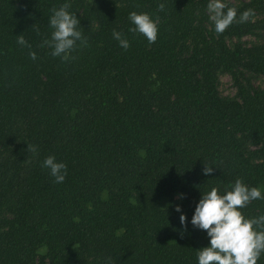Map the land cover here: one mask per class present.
<instances>
[{
    "label": "trees",
    "instance_id": "1",
    "mask_svg": "<svg viewBox=\"0 0 264 264\" xmlns=\"http://www.w3.org/2000/svg\"><path fill=\"white\" fill-rule=\"evenodd\" d=\"M65 2L87 40L67 61L41 47ZM226 2L255 15L218 34L207 0H0V264H197L209 238L175 204L190 220L212 187L264 191V41H243L264 35V0ZM132 11L159 17L154 43L129 31ZM241 211L264 214V199Z\"/></svg>",
    "mask_w": 264,
    "mask_h": 264
},
{
    "label": "clouds",
    "instance_id": "2",
    "mask_svg": "<svg viewBox=\"0 0 264 264\" xmlns=\"http://www.w3.org/2000/svg\"><path fill=\"white\" fill-rule=\"evenodd\" d=\"M159 10L165 9V3H158ZM70 4L65 2L59 8H53L48 18L51 29L50 37H46L41 47L49 48L52 57H59L63 61L74 59L71 53L79 46L87 43L80 30V20L75 12L69 11ZM206 11L208 19L216 33H222L234 21L245 23L255 15V10L247 8L239 13L237 8L228 5L226 0H207ZM128 19L134 27L129 28L132 33L143 35L149 43H154L158 37L159 17L153 18L148 12L132 11ZM33 28L39 33V28ZM112 37L119 46L127 50L130 41L123 31L113 29ZM79 42V44H78ZM19 45L28 47L32 60L37 59V53L31 50V45L23 35L17 36ZM27 149L34 155L38 154V146L27 144ZM41 167L47 169L55 183H63L67 176V165L58 160L55 155L46 156ZM213 167L205 164L203 173L209 175ZM183 193L179 198H184ZM264 199V191L259 186H249L242 178H237L230 186V190L221 192L217 187L203 192L195 205L193 215L188 220L181 204H175L174 210L180 213L181 225L205 230L209 238L207 246L197 250V264H257L264 253V214L257 217H246L241 209L251 201Z\"/></svg>",
    "mask_w": 264,
    "mask_h": 264
},
{
    "label": "rangeland",
    "instance_id": "3",
    "mask_svg": "<svg viewBox=\"0 0 264 264\" xmlns=\"http://www.w3.org/2000/svg\"><path fill=\"white\" fill-rule=\"evenodd\" d=\"M226 1L239 3L240 0H226ZM243 41L247 43L256 42V41H264V35L263 36L247 35L243 37ZM253 82L256 86H264V81L262 77H259V76L254 77ZM219 89L223 95L233 96L235 94L236 88L233 85V81L230 75L221 74Z\"/></svg>",
    "mask_w": 264,
    "mask_h": 264
}]
</instances>
